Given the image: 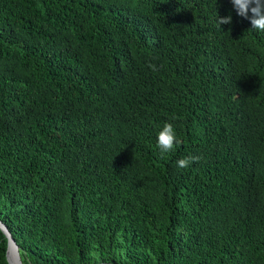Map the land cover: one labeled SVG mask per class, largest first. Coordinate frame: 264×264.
<instances>
[{
    "label": "trees",
    "instance_id": "trees-1",
    "mask_svg": "<svg viewBox=\"0 0 264 264\" xmlns=\"http://www.w3.org/2000/svg\"><path fill=\"white\" fill-rule=\"evenodd\" d=\"M0 220L23 264H264V33L231 0H0Z\"/></svg>",
    "mask_w": 264,
    "mask_h": 264
},
{
    "label": "clouds",
    "instance_id": "clouds-1",
    "mask_svg": "<svg viewBox=\"0 0 264 264\" xmlns=\"http://www.w3.org/2000/svg\"><path fill=\"white\" fill-rule=\"evenodd\" d=\"M231 3L238 16L248 19L251 24V29L264 33V0H231ZM251 13V15H249ZM231 15L226 17H219L216 24L221 25L231 24ZM152 71H158L155 64H149ZM181 143L177 139L176 132L171 123H165L162 130L158 133L157 145L161 153H170L176 150L177 145ZM200 157L190 156L179 159L176 163L181 169H187L193 162H198Z\"/></svg>",
    "mask_w": 264,
    "mask_h": 264
},
{
    "label": "water",
    "instance_id": "water-1",
    "mask_svg": "<svg viewBox=\"0 0 264 264\" xmlns=\"http://www.w3.org/2000/svg\"><path fill=\"white\" fill-rule=\"evenodd\" d=\"M0 229L3 231L5 236L7 237V247H6V258L9 264H23L20 253H19V246L16 243L14 237L12 236L11 232L0 220ZM93 264H117L115 262H98Z\"/></svg>",
    "mask_w": 264,
    "mask_h": 264
}]
</instances>
